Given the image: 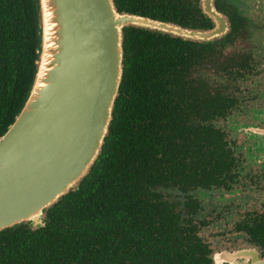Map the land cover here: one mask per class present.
Listing matches in <instances>:
<instances>
[{
    "label": "flooded vegetation",
    "instance_id": "af4514ba",
    "mask_svg": "<svg viewBox=\"0 0 264 264\" xmlns=\"http://www.w3.org/2000/svg\"><path fill=\"white\" fill-rule=\"evenodd\" d=\"M205 1L136 0L134 7L208 30L215 20ZM207 3L227 26L217 37L149 29L134 49L140 81H150L142 87L153 103L147 119L172 124L156 160L165 174L154 198L175 224L172 264H264V0Z\"/></svg>",
    "mask_w": 264,
    "mask_h": 264
},
{
    "label": "trees",
    "instance_id": "16d2710c",
    "mask_svg": "<svg viewBox=\"0 0 264 264\" xmlns=\"http://www.w3.org/2000/svg\"><path fill=\"white\" fill-rule=\"evenodd\" d=\"M114 2L119 11L145 14L134 7L136 0ZM38 25L35 0H0V136L33 80ZM147 32L136 26L123 29L124 74L98 159L74 189L47 209L40 225L22 223L0 231V264L173 263L175 224L154 198L165 174L156 160L171 140L172 124L147 119L153 103L142 87L150 81H140L134 51L138 36Z\"/></svg>",
    "mask_w": 264,
    "mask_h": 264
},
{
    "label": "water",
    "instance_id": "95a60500",
    "mask_svg": "<svg viewBox=\"0 0 264 264\" xmlns=\"http://www.w3.org/2000/svg\"><path fill=\"white\" fill-rule=\"evenodd\" d=\"M35 1L36 71L21 109L0 136V231L40 225L47 209L98 159L124 74V27L203 40L227 28L207 0L215 20L208 30L120 12L114 0Z\"/></svg>",
    "mask_w": 264,
    "mask_h": 264
}]
</instances>
